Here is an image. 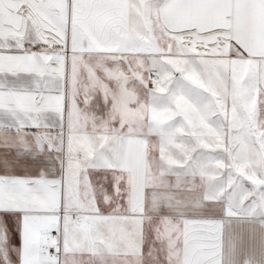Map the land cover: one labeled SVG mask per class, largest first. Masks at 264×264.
<instances>
[{"label": "snow or ice", "instance_id": "1", "mask_svg": "<svg viewBox=\"0 0 264 264\" xmlns=\"http://www.w3.org/2000/svg\"><path fill=\"white\" fill-rule=\"evenodd\" d=\"M0 264H264V0H0Z\"/></svg>", "mask_w": 264, "mask_h": 264}]
</instances>
